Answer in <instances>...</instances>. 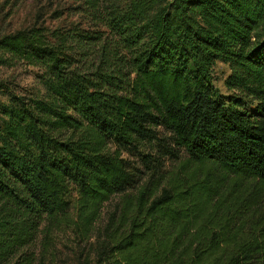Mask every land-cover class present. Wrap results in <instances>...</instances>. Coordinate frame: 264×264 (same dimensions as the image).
Returning <instances> with one entry per match:
<instances>
[{
  "label": "trees",
  "instance_id": "16d2710c",
  "mask_svg": "<svg viewBox=\"0 0 264 264\" xmlns=\"http://www.w3.org/2000/svg\"><path fill=\"white\" fill-rule=\"evenodd\" d=\"M70 1L0 35V264H264V0Z\"/></svg>",
  "mask_w": 264,
  "mask_h": 264
},
{
  "label": "rangeland",
  "instance_id": "374dc122",
  "mask_svg": "<svg viewBox=\"0 0 264 264\" xmlns=\"http://www.w3.org/2000/svg\"><path fill=\"white\" fill-rule=\"evenodd\" d=\"M73 2L70 0H2L0 2V35L14 32L34 25L36 22L47 28H55L68 25L76 22L78 17L74 15L70 9ZM229 75L228 66L215 62L210 68L211 84L218 94L224 99L229 96L235 95L233 92L227 91L225 87V80ZM11 77L15 79V84L21 87L32 85V78L24 73L20 68L17 70L0 69V79ZM184 157L180 154L179 161ZM178 163L168 161L167 168L174 170ZM243 187L246 183L242 184ZM261 212H264V202L261 203ZM96 224L95 228H98ZM54 242L61 248L64 255L62 259L55 261L53 264H64L66 254L70 255L71 260L73 257L74 241L71 236L59 235L53 237ZM96 245V239L93 237L89 240L85 247V255L83 261L90 262L93 259V250Z\"/></svg>",
  "mask_w": 264,
  "mask_h": 264
}]
</instances>
